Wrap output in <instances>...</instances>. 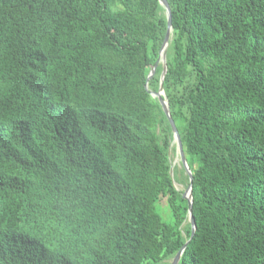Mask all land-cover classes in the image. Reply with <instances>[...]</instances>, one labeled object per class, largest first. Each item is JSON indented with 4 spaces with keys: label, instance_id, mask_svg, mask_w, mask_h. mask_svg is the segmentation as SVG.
Listing matches in <instances>:
<instances>
[{
    "label": "trees",
    "instance_id": "1",
    "mask_svg": "<svg viewBox=\"0 0 264 264\" xmlns=\"http://www.w3.org/2000/svg\"><path fill=\"white\" fill-rule=\"evenodd\" d=\"M168 2L194 235L160 0H0V264H264V0Z\"/></svg>",
    "mask_w": 264,
    "mask_h": 264
},
{
    "label": "water",
    "instance_id": "2",
    "mask_svg": "<svg viewBox=\"0 0 264 264\" xmlns=\"http://www.w3.org/2000/svg\"><path fill=\"white\" fill-rule=\"evenodd\" d=\"M161 4L164 6L165 8V12L167 15V20H168V26H167V32L164 38V42L163 45L161 47L160 50V55L159 58L157 60V62L155 63V65L153 66V68L151 69L149 75H148V81L150 80V78L155 74L156 68L158 66V64L160 62L163 63L164 69H163V73L161 75V81H160V86H159V90L158 91H150V93L157 97L162 105V108L164 110V112L166 113L170 124L172 126V130L174 133V139H173V144L176 145V153L177 156L180 158V161L182 162L183 166L185 167L187 173L189 174L190 177V184L187 187V189L184 191V197L188 200L189 203V221L191 223L192 226V233H191V237L194 235L195 230H196V220L195 217L193 215V211H192V205H193V198H192V184H193V174L192 171L190 169V166L188 164L186 155H185V151H184V147H183V143H182V139L178 130V127L176 125V122L172 116L171 113V109L169 106V101L165 95V90H164V78L167 72V54H166V50L167 47L169 46V42L171 39V35H172V31H173V26H172V10L171 7L169 5L168 0H160ZM149 84L148 82L146 83V88L148 89ZM171 173H173V167L171 168ZM188 241L183 245V247L178 251V253L176 254V256L173 258V260L171 261V264H178L180 257L185 249V247L187 246Z\"/></svg>",
    "mask_w": 264,
    "mask_h": 264
},
{
    "label": "rangeland",
    "instance_id": "3",
    "mask_svg": "<svg viewBox=\"0 0 264 264\" xmlns=\"http://www.w3.org/2000/svg\"><path fill=\"white\" fill-rule=\"evenodd\" d=\"M171 159L172 162H179L180 158L176 155V152L173 151V149L171 150ZM176 186L178 189L180 190H186L187 187L184 183H176ZM157 208L161 214V216L163 217V219L165 221H170L172 220V212H171V208L167 202V198H162L159 202H157Z\"/></svg>",
    "mask_w": 264,
    "mask_h": 264
}]
</instances>
